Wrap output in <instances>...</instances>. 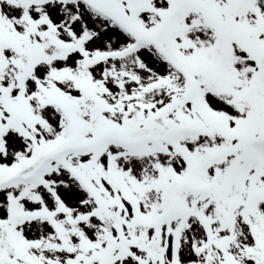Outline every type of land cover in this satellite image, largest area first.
Returning a JSON list of instances; mask_svg holds the SVG:
<instances>
[{"label":"snow or ice","instance_id":"obj_1","mask_svg":"<svg viewBox=\"0 0 264 264\" xmlns=\"http://www.w3.org/2000/svg\"><path fill=\"white\" fill-rule=\"evenodd\" d=\"M0 264H264V0H0Z\"/></svg>","mask_w":264,"mask_h":264}]
</instances>
